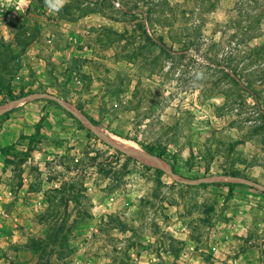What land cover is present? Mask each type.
I'll return each mask as SVG.
<instances>
[{"label":"rangeland","instance_id":"1","mask_svg":"<svg viewBox=\"0 0 264 264\" xmlns=\"http://www.w3.org/2000/svg\"><path fill=\"white\" fill-rule=\"evenodd\" d=\"M12 98L0 264H264V0H0Z\"/></svg>","mask_w":264,"mask_h":264},{"label":"bare ground","instance_id":"2","mask_svg":"<svg viewBox=\"0 0 264 264\" xmlns=\"http://www.w3.org/2000/svg\"><path fill=\"white\" fill-rule=\"evenodd\" d=\"M20 100H15V101H11L7 104H3L0 105V114L2 112H4L5 110H7L8 108H10L11 106H13L14 104L18 103ZM64 108L66 107L68 110H70L76 117H78L82 122L87 123L90 126L95 127L94 125H92L83 115H81L76 109H74L72 106L68 105L67 103H63ZM111 144H113L116 148L128 152V153H133L134 156H138V158H140V160H142L144 163L151 165V166H155V167H161V159L147 153L146 151H142L136 144H134L133 142L117 137V136H112L111 140H110ZM135 150L139 151V153L135 152Z\"/></svg>","mask_w":264,"mask_h":264},{"label":"trees","instance_id":"3","mask_svg":"<svg viewBox=\"0 0 264 264\" xmlns=\"http://www.w3.org/2000/svg\"><path fill=\"white\" fill-rule=\"evenodd\" d=\"M248 88H249V86H247ZM15 99H17V98H12L11 100H15ZM56 104H58L57 102H55ZM59 105V104H58ZM67 111V110H66ZM67 113H69V114H71V112H67ZM82 114H83V116L92 124V125H97V122L93 119V118H91V117H89V116H87L86 114H84L83 112H82ZM38 125H36L35 126V131H34V133L31 135V137H35L37 134H38ZM146 150H147V152H149V153H151V150H149L148 148H146ZM235 183H233V182H230V183H228L227 184V188H228V191H232L233 190V188L235 187ZM50 241V240H49Z\"/></svg>","mask_w":264,"mask_h":264}]
</instances>
